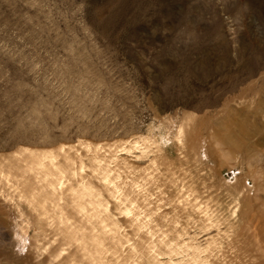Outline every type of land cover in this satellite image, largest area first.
Masks as SVG:
<instances>
[{
  "label": "rangeland",
  "instance_id": "374dc122",
  "mask_svg": "<svg viewBox=\"0 0 264 264\" xmlns=\"http://www.w3.org/2000/svg\"><path fill=\"white\" fill-rule=\"evenodd\" d=\"M0 264H264V0H0Z\"/></svg>",
  "mask_w": 264,
  "mask_h": 264
},
{
  "label": "built area",
  "instance_id": "2783aa9c",
  "mask_svg": "<svg viewBox=\"0 0 264 264\" xmlns=\"http://www.w3.org/2000/svg\"><path fill=\"white\" fill-rule=\"evenodd\" d=\"M240 175L241 172L239 170L233 169L225 172L224 178L229 182H234L239 178Z\"/></svg>",
  "mask_w": 264,
  "mask_h": 264
}]
</instances>
